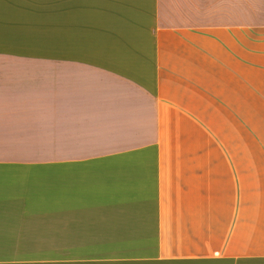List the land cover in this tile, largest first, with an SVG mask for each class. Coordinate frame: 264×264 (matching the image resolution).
<instances>
[{"label":"crops","instance_id":"crops-1","mask_svg":"<svg viewBox=\"0 0 264 264\" xmlns=\"http://www.w3.org/2000/svg\"><path fill=\"white\" fill-rule=\"evenodd\" d=\"M0 264H264V0H0Z\"/></svg>","mask_w":264,"mask_h":264},{"label":"rangeland","instance_id":"rangeland-1","mask_svg":"<svg viewBox=\"0 0 264 264\" xmlns=\"http://www.w3.org/2000/svg\"><path fill=\"white\" fill-rule=\"evenodd\" d=\"M34 253V252H33ZM37 252H35V254H36ZM31 256H33V255H31ZM35 257H36V255H35ZM36 259H38V258H36Z\"/></svg>","mask_w":264,"mask_h":264}]
</instances>
